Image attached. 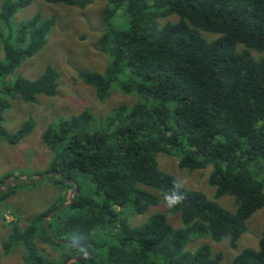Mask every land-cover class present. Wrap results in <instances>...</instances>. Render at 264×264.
Returning a JSON list of instances; mask_svg holds the SVG:
<instances>
[{
	"label": "trees",
	"instance_id": "1",
	"mask_svg": "<svg viewBox=\"0 0 264 264\" xmlns=\"http://www.w3.org/2000/svg\"><path fill=\"white\" fill-rule=\"evenodd\" d=\"M41 1L84 9L94 0ZM32 2L3 0L2 27ZM101 18L97 47L110 62L102 74L80 77L98 102L114 86L134 101L118 104L98 124L83 110L42 133L56 153L46 175L60 196L25 227L11 222L9 236L22 244L26 264H219L221 255L208 245L185 248L210 238L235 249L264 207V0H106ZM53 25L38 15L20 23L16 46L0 31V138L9 144L33 123L5 137L8 100L30 103L56 93L58 74L50 67L33 81L12 76L42 49ZM158 154L175 158L181 170L211 166L215 199L233 197L235 211L186 188V199L166 209L163 195L177 180L158 168ZM12 195L10 186L0 190V204ZM160 205L164 213L152 212L135 227L124 216ZM38 242L65 252L50 260ZM230 264H264V221L258 248L242 250Z\"/></svg>",
	"mask_w": 264,
	"mask_h": 264
},
{
	"label": "rangeland",
	"instance_id": "2",
	"mask_svg": "<svg viewBox=\"0 0 264 264\" xmlns=\"http://www.w3.org/2000/svg\"><path fill=\"white\" fill-rule=\"evenodd\" d=\"M3 0H0V3ZM106 0H94L84 9L62 4H47L33 0L26 8L20 9L13 17L9 27L0 31L7 44L16 46L15 29L20 23L38 15L42 20L54 19V25L46 36L42 49L31 58L23 60L12 76H21L29 81L40 77L47 67L58 74L57 89L53 96L38 95L30 103H24L19 96L10 102V107L2 113L4 136L16 133L23 123L31 120V132L16 144H9L0 138V190L10 186L13 195L0 204V264H26L21 251V243L15 244L10 238L11 222H19L23 228L28 220L43 213L60 196L52 178L46 175L48 167L55 158V152L47 148L41 140L47 129L58 130L62 120L78 115L83 110L94 114L95 122L110 114L118 104L131 105L134 99L124 95L116 86L109 91L103 102L95 98L93 88L85 85L80 74L100 73L110 62L107 54L99 52L97 41L103 32L101 11ZM0 39V59H3ZM5 83L4 80L0 81ZM158 168L176 180L186 181L184 188L198 191L213 200L221 208L235 211L234 199L223 196L215 199V189L208 184L211 166L203 170H181L175 158L158 154ZM152 212L164 213L162 205L149 207L142 215H133L130 209L124 213L128 223L135 227L145 222ZM167 220L178 226L174 215L168 213ZM145 220V221H144ZM5 221V222H4ZM264 221V207L256 211L247 221V231L231 249L226 240L214 242L210 238L194 244L189 243L185 250L194 251L200 245H208L212 255L220 254L219 264H230L232 259L246 248L257 249ZM198 246V247H197ZM39 252L50 260L60 257L63 252L49 244L38 242Z\"/></svg>",
	"mask_w": 264,
	"mask_h": 264
},
{
	"label": "clouds",
	"instance_id": "3",
	"mask_svg": "<svg viewBox=\"0 0 264 264\" xmlns=\"http://www.w3.org/2000/svg\"><path fill=\"white\" fill-rule=\"evenodd\" d=\"M185 183L182 180L174 181L172 187L163 195L162 203L166 209L176 208L186 199V194L182 191Z\"/></svg>",
	"mask_w": 264,
	"mask_h": 264
}]
</instances>
